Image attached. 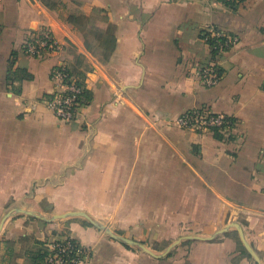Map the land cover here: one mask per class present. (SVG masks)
I'll return each mask as SVG.
<instances>
[{
	"label": "crops",
	"instance_id": "obj_1",
	"mask_svg": "<svg viewBox=\"0 0 264 264\" xmlns=\"http://www.w3.org/2000/svg\"><path fill=\"white\" fill-rule=\"evenodd\" d=\"M0 0V264H43L39 249L64 236L80 264H264V0ZM48 27L61 54L30 56ZM209 27L238 37L213 59ZM64 64L91 100L75 121L45 106ZM222 113L225 130L193 131L186 112ZM142 243L117 241L82 217ZM38 242H43L39 244ZM246 251V252H245Z\"/></svg>",
	"mask_w": 264,
	"mask_h": 264
},
{
	"label": "built area",
	"instance_id": "obj_2",
	"mask_svg": "<svg viewBox=\"0 0 264 264\" xmlns=\"http://www.w3.org/2000/svg\"><path fill=\"white\" fill-rule=\"evenodd\" d=\"M204 39L214 56L209 63L200 67L199 73L203 83L212 87L221 80L219 65L221 56L233 49L238 43V37L209 27L204 33ZM64 50L65 44L61 43L48 27H43L33 34L24 48L26 54L35 57L57 55ZM52 78L56 82V93L54 97L45 101V106L60 120L71 123L79 116L84 105L81 101L82 87L77 84L63 63L53 68ZM175 123L193 131L208 129L223 131L230 127L231 120L222 113L192 110L179 116ZM47 249V264H80L85 255V250L79 243L64 236L51 239L47 243Z\"/></svg>",
	"mask_w": 264,
	"mask_h": 264
},
{
	"label": "water",
	"instance_id": "obj_3",
	"mask_svg": "<svg viewBox=\"0 0 264 264\" xmlns=\"http://www.w3.org/2000/svg\"><path fill=\"white\" fill-rule=\"evenodd\" d=\"M16 212L18 213H23V214H28V215H32L34 217H37L39 219H42L44 221L47 222H55L58 219H63L66 217H82L84 219H86L88 222H90L92 225H94L95 227L99 228L100 230L105 231L110 237L116 239L117 241L129 244L133 247H136L137 249H140L144 252H147L151 255H154L156 257H162L166 254H168L171 249L176 246L178 243L173 244L170 248H168L165 252L161 253V254H154L150 249H148L145 245H143L142 243L136 242L134 240L128 239L126 237L117 235L116 233H114L108 226L104 225L103 223L99 222L98 220H96L94 217H92L91 215H89L86 212H82V211H69L67 213L64 214H57V215H53L51 217H46L42 214L39 213H35L33 211H29L28 209H16ZM11 216V213H8L7 215H5V217L2 219L1 223H0V232L1 229L3 227V224L5 223V221ZM234 227L241 238V241L245 247V249L247 250V252L255 259V261L258 264H261L260 258L257 255V253L255 252V250L251 247V245L249 244V242L246 240L245 235H244V231L242 229V227L238 224V223H230L228 224L226 227H224L223 229H221L216 235L218 234H222L225 233L226 231H228L229 228Z\"/></svg>",
	"mask_w": 264,
	"mask_h": 264
},
{
	"label": "trees",
	"instance_id": "obj_4",
	"mask_svg": "<svg viewBox=\"0 0 264 264\" xmlns=\"http://www.w3.org/2000/svg\"><path fill=\"white\" fill-rule=\"evenodd\" d=\"M220 2H222V3H224V4H226V5H228V4H232V3H234V1L233 0H219ZM31 38V37H30ZM29 38V39H30ZM28 39V40H29ZM28 42V41H27ZM68 71H69V73H70V75L71 76H73L72 75V73H71V71L68 69ZM74 77V76H73ZM75 78V77H74ZM76 79V82H77V84L80 86V87H82V95H81V101L82 102H84V103H87V102H89L90 100H91V94H90V92L89 91H87L86 90V88L84 87V84H83V82L82 81H80L79 79H77V78H75ZM59 237H61V236H59ZM71 241H73V242H77V241H75V240H73V239H71ZM39 244H43V242H38ZM78 243V242H77ZM246 252V251H245ZM47 256H48V249H47V244L45 245V248H41V249H39L38 250V252H37V255H36V260L37 261H39V262H41V263H43V264H47Z\"/></svg>",
	"mask_w": 264,
	"mask_h": 264
}]
</instances>
